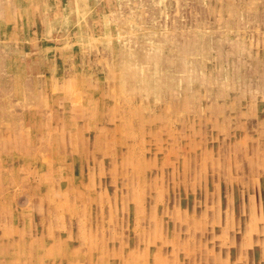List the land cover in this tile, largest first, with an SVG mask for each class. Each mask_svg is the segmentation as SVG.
Here are the masks:
<instances>
[{
  "label": "rangeland",
  "instance_id": "obj_1",
  "mask_svg": "<svg viewBox=\"0 0 264 264\" xmlns=\"http://www.w3.org/2000/svg\"><path fill=\"white\" fill-rule=\"evenodd\" d=\"M0 264H264V0H0Z\"/></svg>",
  "mask_w": 264,
  "mask_h": 264
},
{
  "label": "bare ground",
  "instance_id": "obj_2",
  "mask_svg": "<svg viewBox=\"0 0 264 264\" xmlns=\"http://www.w3.org/2000/svg\"><path fill=\"white\" fill-rule=\"evenodd\" d=\"M46 159H47V158H46ZM67 198H68V197H67ZM68 201H69V200H68ZM57 203H58V202H57ZM74 204H75V203H74ZM79 214H80V213H79ZM82 214H83V213H82ZM85 215H86V214H85ZM83 216H84V214H83ZM83 216H82V217H83ZM137 216H138V215H137ZM50 217H51V216H50ZM82 219H86V218L84 217V218H82ZM78 221H79V220H78ZM86 222H87V221H86ZM95 227H97V226H95ZM79 228H80V227H79ZM77 229H78V228H77ZM77 229H76V231H78ZM81 229H82V228H81ZM79 230H80V229H79ZM94 232H95V231H94ZM78 235H79V234H78ZM90 235H91V234H90ZM90 238H91V237H90ZM77 240H79V239H77ZM118 240H119V239H118ZM80 241H81V240H80ZM92 241H93V240H92ZM78 243H80V242H78ZM109 243H110V241H109ZM86 244H87V243H86ZM90 244H91V243H90ZM100 244H102V243H100ZM124 244H125V243H124ZM59 245H60V243H59ZM82 245H83V244H82ZM91 245H92V244H91ZM93 245H94V244H93ZM96 245H97V244H96ZM122 245H123V244H122ZM86 246H87V245H86ZM94 246H95V245H94ZM59 247H60V246H59ZM75 247H76V246H75ZM91 247H92V246H91ZM68 248H69V247H68ZM94 248H95V247H94ZM117 248L119 249L120 247H117ZM126 248H127V247H126ZM100 249H101V248H100ZM100 249H99V251H100ZM93 250H94V249H93ZM107 250H108V249H106V251H107ZM106 251H105V252H106ZM115 251H116V250H115ZM65 252H66V251H65ZM67 252H70V251H67ZM105 252H104V253H105ZM108 252H109V251H108ZM120 253H121V252H120ZM120 253H119V254H120ZM53 254H54V251H53ZM116 254H117V252H116ZM68 255H69V254H68ZM97 255H98V254H97ZM106 255H107V254H106ZM52 256H53V255H52ZM56 256H57V255H56ZM56 256L54 255L53 257H56ZM71 257H72V256H71ZM44 258H45V257H44ZM71 260H72V259H71ZM72 261H73V260H72ZM120 261H121V260H120ZM103 262H105L104 259H103ZM76 263H77V262H76Z\"/></svg>",
  "mask_w": 264,
  "mask_h": 264
}]
</instances>
